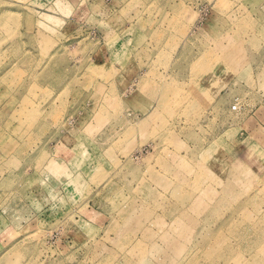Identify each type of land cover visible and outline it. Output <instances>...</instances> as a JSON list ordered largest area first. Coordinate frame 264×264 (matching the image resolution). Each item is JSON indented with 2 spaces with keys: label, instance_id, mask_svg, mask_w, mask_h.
Masks as SVG:
<instances>
[{
  "label": "rangeland",
  "instance_id": "1",
  "mask_svg": "<svg viewBox=\"0 0 264 264\" xmlns=\"http://www.w3.org/2000/svg\"><path fill=\"white\" fill-rule=\"evenodd\" d=\"M0 52V264H264V0H0Z\"/></svg>",
  "mask_w": 264,
  "mask_h": 264
},
{
  "label": "crops",
  "instance_id": "2",
  "mask_svg": "<svg viewBox=\"0 0 264 264\" xmlns=\"http://www.w3.org/2000/svg\"><path fill=\"white\" fill-rule=\"evenodd\" d=\"M0 58H1V52H0ZM6 71V69L4 70V72ZM6 74H7V71H6ZM1 75H2V70L0 69V77H1ZM2 78H4V77H2Z\"/></svg>",
  "mask_w": 264,
  "mask_h": 264
}]
</instances>
